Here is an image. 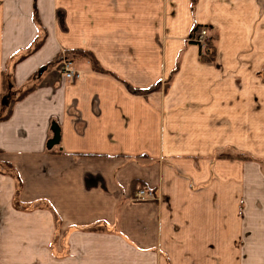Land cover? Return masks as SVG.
Listing matches in <instances>:
<instances>
[{
    "label": "crops",
    "instance_id": "0c3cea01",
    "mask_svg": "<svg viewBox=\"0 0 264 264\" xmlns=\"http://www.w3.org/2000/svg\"><path fill=\"white\" fill-rule=\"evenodd\" d=\"M14 99L0 264H264V0H0Z\"/></svg>",
    "mask_w": 264,
    "mask_h": 264
},
{
    "label": "trees",
    "instance_id": "16d2710c",
    "mask_svg": "<svg viewBox=\"0 0 264 264\" xmlns=\"http://www.w3.org/2000/svg\"><path fill=\"white\" fill-rule=\"evenodd\" d=\"M201 29H202V27H199V26L194 29V31L192 32V34L189 38V42L195 43L201 47V57L205 62H212L214 60L215 53H216V45H215L216 40L213 38V36H210V38L208 39V44H206V46L203 48L202 45L197 42V37L200 34ZM95 69L102 70V69H99L97 66H95ZM10 86L11 85L9 83L7 75H3V90H4V93L6 95H8L10 93V91H9ZM129 89L135 94L146 95V94H149V93L155 91L157 88L155 87L153 89H149L146 91L132 89L131 87H129ZM23 96H24V94L21 95L18 98V100L21 99ZM18 100L14 99L10 102L8 107H6V110H5L6 112L2 114L4 117L0 116L1 120H6L10 117L11 112H12V107L16 103V101H18Z\"/></svg>",
    "mask_w": 264,
    "mask_h": 264
},
{
    "label": "built area",
    "instance_id": "2783aa9c",
    "mask_svg": "<svg viewBox=\"0 0 264 264\" xmlns=\"http://www.w3.org/2000/svg\"><path fill=\"white\" fill-rule=\"evenodd\" d=\"M207 35L208 30L202 29L197 37V42L203 45ZM61 73L63 74L64 78L68 81L74 82L81 78V74L75 70V68L73 67V62L71 60H65L62 62ZM155 199L156 196L154 192L145 188L140 189L135 196V200L139 202L155 201Z\"/></svg>",
    "mask_w": 264,
    "mask_h": 264
},
{
    "label": "water",
    "instance_id": "95a60500",
    "mask_svg": "<svg viewBox=\"0 0 264 264\" xmlns=\"http://www.w3.org/2000/svg\"><path fill=\"white\" fill-rule=\"evenodd\" d=\"M59 140H60V132H59V129L55 128L54 129V138L49 142L48 146L50 148H52L53 146H55L56 144H58Z\"/></svg>",
    "mask_w": 264,
    "mask_h": 264
},
{
    "label": "rangeland",
    "instance_id": "374dc122",
    "mask_svg": "<svg viewBox=\"0 0 264 264\" xmlns=\"http://www.w3.org/2000/svg\"><path fill=\"white\" fill-rule=\"evenodd\" d=\"M205 29H207V28H205ZM202 30V29H201ZM208 30V35H207V37L205 38V40H204V43H203V45H202V47L204 48L205 46H206V44H208V39L210 38V31H209V29H207ZM213 34H212V36H213V38L214 39H217V37H216V33H214V32H212ZM215 45H216V43H215ZM215 55H216V53H215ZM29 207H27V209H28Z\"/></svg>",
    "mask_w": 264,
    "mask_h": 264
}]
</instances>
